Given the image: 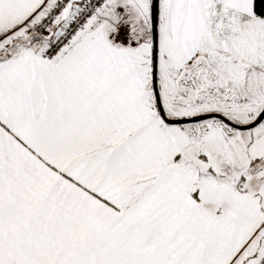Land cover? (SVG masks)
Here are the masks:
<instances>
[{
    "label": "snow or ice",
    "instance_id": "snow-or-ice-1",
    "mask_svg": "<svg viewBox=\"0 0 264 264\" xmlns=\"http://www.w3.org/2000/svg\"><path fill=\"white\" fill-rule=\"evenodd\" d=\"M0 264H264V0H0Z\"/></svg>",
    "mask_w": 264,
    "mask_h": 264
}]
</instances>
